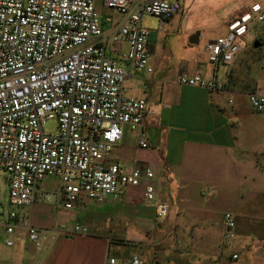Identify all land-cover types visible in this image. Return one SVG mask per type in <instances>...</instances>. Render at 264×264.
Returning a JSON list of instances; mask_svg holds the SVG:
<instances>
[{
	"label": "crops",
	"instance_id": "crops-1",
	"mask_svg": "<svg viewBox=\"0 0 264 264\" xmlns=\"http://www.w3.org/2000/svg\"><path fill=\"white\" fill-rule=\"evenodd\" d=\"M169 1H178L181 9L162 30L155 18L141 19V26L150 31L148 55L153 72L129 70L122 64L127 72L126 96L144 98L154 114L147 112L137 131L125 128L110 157L129 171L142 166L154 171L152 182L158 199L169 205L168 216L155 220L154 204H147L143 197L144 181L138 187L123 188L119 200L103 203L127 205L128 228L123 231L119 222L112 225L108 212L98 207L101 204H86L82 198L73 208L65 209L57 192L54 200L67 211L64 224L78 223L86 226L88 233L69 237L58 233L54 241L50 235L44 247L37 248L23 228L8 234L5 220L10 212H16L38 229L50 228L38 215L47 208L31 210L42 199L48 201V196V202L53 201L44 186L45 178L32 206L24 211L10 210L0 218V264H109L110 259L127 264L132 255L140 256L145 264H264V112L244 107L248 93L239 73L242 51L233 67H216L209 63L205 46L199 54L197 48L187 46L195 45L189 40L197 32L198 43L225 35L227 24L257 2L246 6L241 0L230 8L229 0ZM95 8L105 33L122 20L103 0H96ZM107 17L110 22H105ZM254 28L253 24L252 31ZM160 33L171 37L172 44ZM126 50L122 41L107 46V56L118 58ZM180 75L216 79L224 89L217 92L183 86L177 83ZM258 92L264 96V91ZM140 132L146 136V148L139 146ZM8 193L9 181L3 173L0 204ZM225 213L235 220L231 240L225 238ZM48 215L51 219L50 212ZM54 227L60 228L51 223ZM112 228L121 231V238L108 235ZM168 241L171 250L166 249Z\"/></svg>",
	"mask_w": 264,
	"mask_h": 264
},
{
	"label": "built area",
	"instance_id": "built-area-1",
	"mask_svg": "<svg viewBox=\"0 0 264 264\" xmlns=\"http://www.w3.org/2000/svg\"><path fill=\"white\" fill-rule=\"evenodd\" d=\"M96 0H0V171L9 181V204L16 208L32 206L37 190L47 177L59 180V197L65 209L73 208L82 197L96 204L119 200L121 189L145 182L143 197L154 204L155 220H164L169 205L160 201L148 166L127 170L111 162L114 147L124 129L141 128L148 110L144 98L126 96L129 70L151 74L148 40L150 31L141 26L143 16L165 23L180 12L178 1L103 0L121 17L111 32L101 28ZM110 22V18H105ZM253 24L264 25V4H253L227 24V33L205 44L213 66L233 67L241 52L238 44ZM124 41L125 53L107 56V46ZM177 83L222 91L224 84L200 75H180ZM251 108L264 112V96L248 95ZM57 120V132H44L47 121ZM140 132L139 146L146 148ZM50 201V196L47 198ZM225 238L235 237V220L224 214ZM6 232L23 228L28 239L41 248V235L74 236L87 234L78 223L60 230L41 231L23 216L10 212ZM12 246V241H6ZM237 255L233 254L232 259ZM109 264H115L114 259ZM127 264H145L132 255Z\"/></svg>",
	"mask_w": 264,
	"mask_h": 264
},
{
	"label": "rangeland",
	"instance_id": "rangeland-1",
	"mask_svg": "<svg viewBox=\"0 0 264 264\" xmlns=\"http://www.w3.org/2000/svg\"><path fill=\"white\" fill-rule=\"evenodd\" d=\"M244 5L250 6L252 3L257 2L259 4H264V0H243ZM241 0H229V7H233L240 5ZM209 15V14H208ZM210 16V15H209ZM254 29L251 31L242 39L239 40L238 44L241 47V57L242 61L240 64L239 68V73H241L243 80L245 81V91L246 93L251 94V93H259L258 91H264V25H259V24H254ZM164 38V41L166 43L172 44V38L167 37L166 35L164 36L163 34L160 33V37ZM215 38V37H214ZM159 42L161 41V38L158 39ZM163 40V39H162ZM257 41L260 44V47L254 48V41ZM174 43V42H173ZM205 41L202 39L198 44L195 45H187V46H192L194 48H197V53H201V49L203 46H205ZM159 45V43H157ZM162 45V43H161ZM247 95V94H246ZM243 103L244 107L249 109V100L248 97L243 98ZM44 132L48 135H54L57 132V120L52 119L49 120L45 123L44 125ZM264 160H261V163L264 164ZM4 172L0 171V175H2ZM44 186L47 190H49V193L52 194L53 201L48 202L42 199L39 201L37 204L33 205L31 210H34V208H47V214H45V210L43 212H39V217L44 225L49 226L50 228H43L39 229L41 231H48V232H53L55 227L52 229L51 228V223L53 225H57L58 227L64 226V227H70L69 224H64L65 221H63L64 216L66 215V212L63 207L57 203V200H54V197L58 196V188H59V181L55 177H47L44 181ZM123 190V189H121ZM83 198V199H82ZM82 200H85V203H90L87 198L82 197ZM82 203V202H81ZM85 204H82V206ZM100 209H103L104 211L108 212L109 216H111L114 225L116 222H119L120 228H122V231L125 228H128V211L126 210L127 205L123 204V202H109L107 204H101L98 205ZM27 208V207H26ZM26 208H16L13 207L9 204V199L7 197V200L2 202L0 204V218L4 217V213L8 211H24ZM146 209V207H144ZM49 212L51 213V219H49ZM149 216L147 217L148 220ZM173 216V215H172ZM154 228H156V224L153 222ZM153 228V230H154ZM57 230V229H56ZM60 228L58 229V231ZM112 228V230L109 232L108 235H110L113 238H121L120 234L121 231ZM49 233H44L41 235V248L44 247V243L46 238H50ZM171 238V236H170ZM171 240V239H170ZM169 245L167 250L172 249L171 241H168Z\"/></svg>",
	"mask_w": 264,
	"mask_h": 264
},
{
	"label": "water",
	"instance_id": "water-1",
	"mask_svg": "<svg viewBox=\"0 0 264 264\" xmlns=\"http://www.w3.org/2000/svg\"><path fill=\"white\" fill-rule=\"evenodd\" d=\"M199 39V32H197L195 35L191 36L189 43L190 44H197ZM260 47V44L256 41L254 42V48Z\"/></svg>",
	"mask_w": 264,
	"mask_h": 264
},
{
	"label": "trees",
	"instance_id": "trees-1",
	"mask_svg": "<svg viewBox=\"0 0 264 264\" xmlns=\"http://www.w3.org/2000/svg\"><path fill=\"white\" fill-rule=\"evenodd\" d=\"M254 42H256V40Z\"/></svg>",
	"mask_w": 264,
	"mask_h": 264
}]
</instances>
